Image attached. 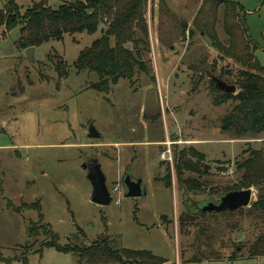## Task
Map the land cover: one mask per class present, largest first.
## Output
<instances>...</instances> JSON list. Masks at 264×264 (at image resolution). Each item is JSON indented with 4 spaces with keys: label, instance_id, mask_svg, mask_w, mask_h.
<instances>
[{
    "label": "rangeland",
    "instance_id": "1",
    "mask_svg": "<svg viewBox=\"0 0 264 264\" xmlns=\"http://www.w3.org/2000/svg\"><path fill=\"white\" fill-rule=\"evenodd\" d=\"M37 1L16 0L21 12ZM46 1L56 9L74 0ZM235 1L255 59L264 66V0ZM203 2L149 0L150 47L143 58L150 74L136 71L131 79L120 78L109 93L91 86L99 80L94 71L74 66L80 51L102 36L104 25L44 42L35 47L33 59L15 44L19 27L1 39L0 264H77L75 253L39 251L48 238L29 234L39 223L38 212L27 208L35 201L63 245H89L105 233L106 220L116 246L149 249L168 263L195 264L189 260L199 258L197 264H264V256L248 254L264 233V211L249 210L250 205L206 215L187 211L238 184L242 171L236 161H244L250 149H264V133L236 138L220 126L234 101L216 102L222 92L213 91L211 74L218 76L221 66L234 61L193 23ZM4 4L0 0V8ZM222 15L220 10L216 26L225 44ZM60 59L68 69L62 78L55 69ZM91 123L101 137H88ZM167 141L173 153L191 146L204 153L208 173L185 174L203 182V191L179 190L175 161L161 157ZM94 157L113 196L109 205L91 200L93 187L82 165ZM127 165L143 179L145 196H125L121 177ZM168 174L171 187L165 185ZM252 188L253 201L258 193ZM239 246L244 248L238 251ZM236 251L238 257L228 259Z\"/></svg>",
    "mask_w": 264,
    "mask_h": 264
},
{
    "label": "trees",
    "instance_id": "2",
    "mask_svg": "<svg viewBox=\"0 0 264 264\" xmlns=\"http://www.w3.org/2000/svg\"><path fill=\"white\" fill-rule=\"evenodd\" d=\"M148 3L149 0H74L54 9L46 0H39L21 12L16 0H5L4 6L0 8V41L9 31L19 27V37L15 44L19 49H26L51 40H61L67 33L95 32L104 25L102 36L80 51L74 66L78 71H94L99 80L91 86L109 93L111 86L118 83L120 78L131 79L136 71L150 74L148 61L143 58L144 50L150 47L146 11ZM198 10L193 23L209 34L212 43L223 52L224 57H230L239 66L228 63L220 67L218 76L237 87L235 93H222L219 98L216 97L217 103L228 99L234 101L227 114L221 118L222 130L231 132L236 138L261 135L264 133V66L255 59V47L247 28L241 22L239 2L204 0ZM220 10L223 11L221 26L227 37L225 44L219 40L216 26ZM111 38L114 39L113 43ZM55 69L60 78L68 75L67 64L62 59L55 63ZM211 84H214L212 78ZM212 89L216 91L214 86ZM21 90L23 92V87ZM204 158V153L193 146L177 149L173 153L176 178L179 190H184L183 194L204 190L203 182L185 177L186 172L207 174ZM236 168L242 171L241 180L229 189L217 191L218 196L229 190L254 187L258 194L249 210L263 212L264 149H250L244 161H236ZM165 185L172 186L170 174L165 177ZM27 208L36 210L39 215V223H33L29 227V234L33 236L40 233L48 238L39 251L52 247L59 252L75 253L78 256L77 264H174L168 263L167 258L158 256L149 249L116 246L108 235L106 220L105 233L89 245H63L59 241V235L48 223H44L40 201L28 204ZM187 211L189 215L196 212L207 214L188 208ZM239 247L238 251L244 248ZM248 254L250 257L264 256V233L250 244ZM237 257L236 251L228 259ZM22 260L27 262L26 257ZM189 262L197 264L201 261L193 258Z\"/></svg>",
    "mask_w": 264,
    "mask_h": 264
},
{
    "label": "water",
    "instance_id": "3",
    "mask_svg": "<svg viewBox=\"0 0 264 264\" xmlns=\"http://www.w3.org/2000/svg\"><path fill=\"white\" fill-rule=\"evenodd\" d=\"M35 46L26 48V53L29 59H33ZM214 86L222 93H235L236 85L224 81L219 76L211 75ZM88 137L99 138L101 132L97 130L95 125L91 123L88 128ZM82 167L87 170V178L92 184L91 200L100 205H109L112 202L113 196L111 195L106 176L102 169V163L99 162L98 157H94L89 161L83 163ZM207 170V167H206ZM123 186L125 188L126 197H140L145 196L146 188L141 176H134L130 165H127L124 174L121 177ZM253 188L248 187L241 190H229L224 194L218 196L217 199L204 200L201 203H195L188 207L189 210L203 211V212H222V211H235L239 208L249 206L253 199Z\"/></svg>",
    "mask_w": 264,
    "mask_h": 264
},
{
    "label": "built area",
    "instance_id": "4",
    "mask_svg": "<svg viewBox=\"0 0 264 264\" xmlns=\"http://www.w3.org/2000/svg\"><path fill=\"white\" fill-rule=\"evenodd\" d=\"M172 142L167 141L166 144L168 145L166 149H164L161 152V157L163 160L169 161V162H174L173 161V152H172V148H171V144Z\"/></svg>",
    "mask_w": 264,
    "mask_h": 264
}]
</instances>
